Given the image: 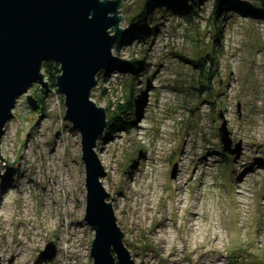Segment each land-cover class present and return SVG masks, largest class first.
Here are the masks:
<instances>
[{
	"label": "rangeland",
	"instance_id": "rangeland-1",
	"mask_svg": "<svg viewBox=\"0 0 264 264\" xmlns=\"http://www.w3.org/2000/svg\"><path fill=\"white\" fill-rule=\"evenodd\" d=\"M217 2L122 0L114 68L96 75L90 94L112 109L133 80L127 128L104 131L95 152L105 155L100 180L136 263L264 264V10L260 0H224L216 23ZM140 9L147 25L130 26ZM206 52L215 56L205 61L210 87L190 61ZM52 89L40 113L19 96L5 124L1 264H92L80 133ZM219 114L241 140L235 155L220 147ZM48 241L55 255L35 262Z\"/></svg>",
	"mask_w": 264,
	"mask_h": 264
},
{
	"label": "water",
	"instance_id": "water-1",
	"mask_svg": "<svg viewBox=\"0 0 264 264\" xmlns=\"http://www.w3.org/2000/svg\"><path fill=\"white\" fill-rule=\"evenodd\" d=\"M121 3L122 0H0V143L19 96L24 95L28 107L39 111L40 104L28 89L38 84L41 90L49 91L41 68L46 61L56 63L60 72L55 77V88L63 97L65 119L80 133L86 187L83 220L94 231L89 248L92 264H145L142 259L136 263L131 258L108 200L109 193L101 183L104 169L95 147L105 131L107 111L90 99L96 75L114 68L113 46L127 28L119 25ZM218 116L220 147L224 154L235 155L241 149V140L232 142L226 121ZM0 159L9 163L1 154ZM54 255L55 244L48 241L35 262Z\"/></svg>",
	"mask_w": 264,
	"mask_h": 264
},
{
	"label": "trees",
	"instance_id": "trees-1",
	"mask_svg": "<svg viewBox=\"0 0 264 264\" xmlns=\"http://www.w3.org/2000/svg\"><path fill=\"white\" fill-rule=\"evenodd\" d=\"M224 0H218V2L215 4V7H217L218 10H213L211 14V18H213V21L217 23L218 15H219V4H222ZM226 1V0H225ZM260 5H262V9L264 10V1L260 0ZM181 6L177 1H175V7ZM148 13L144 10L140 9L139 12L134 14L129 20L130 26L136 27V28H143L145 25L148 23ZM217 43H213V45H216ZM215 56L213 55V52L211 53H204V55L197 56L196 58L190 60L191 63H193L194 67L198 70L199 73V78L200 82L205 81L206 86L210 87V81L214 75V71L206 67V60H209L211 63L214 62ZM128 63L125 64L128 70H134L136 65L132 64L129 65V60L127 61ZM133 63V62H132ZM119 68V65L117 66ZM44 77L45 79L48 80L49 83V91L51 88L55 89V77L56 75L59 74L60 68H58V65L56 63H53L51 61H46L43 63L42 68ZM202 84V83H201ZM133 86V80L131 79H126V83L124 87L126 88V94H125V102L124 103H119L117 102L114 108L109 109L108 106H106L104 109L107 111V117H106V128L105 132H109V134H114L118 129L125 130L128 126V122L123 120L124 115L127 114L130 109L132 110L133 108V103H134V87ZM43 91L42 93H35L33 96L37 99V102L40 104V109L37 111V113L44 112L45 111V102L44 99L48 95V92ZM62 99V98H61Z\"/></svg>",
	"mask_w": 264,
	"mask_h": 264
},
{
	"label": "bare ground",
	"instance_id": "bare-ground-1",
	"mask_svg": "<svg viewBox=\"0 0 264 264\" xmlns=\"http://www.w3.org/2000/svg\"><path fill=\"white\" fill-rule=\"evenodd\" d=\"M263 49H264V47H263ZM103 158H105V155L104 154H100L99 153V159H100V161L103 159ZM102 162V161H101ZM182 179H183V177H182ZM55 181V180H54ZM178 181V180H177ZM179 182V181H178ZM181 184H178L177 186H176V188H177V190H179V192H178V194H180V189H181ZM51 190V189H50ZM161 197V196H160ZM48 199H50V200H52V202H53V199H52V194H49L48 195ZM49 200V203L51 202ZM198 207V206H197ZM68 247V245L66 246V248Z\"/></svg>",
	"mask_w": 264,
	"mask_h": 264
},
{
	"label": "built area",
	"instance_id": "built-area-1",
	"mask_svg": "<svg viewBox=\"0 0 264 264\" xmlns=\"http://www.w3.org/2000/svg\"><path fill=\"white\" fill-rule=\"evenodd\" d=\"M52 90H55V89H52Z\"/></svg>",
	"mask_w": 264,
	"mask_h": 264
}]
</instances>
